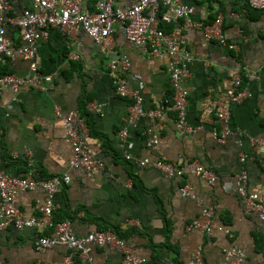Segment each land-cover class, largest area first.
Wrapping results in <instances>:
<instances>
[{"label": "crops", "instance_id": "obj_1", "mask_svg": "<svg viewBox=\"0 0 264 264\" xmlns=\"http://www.w3.org/2000/svg\"><path fill=\"white\" fill-rule=\"evenodd\" d=\"M133 1L114 0V5ZM184 1L196 5L190 16L193 26L183 19L158 26L191 51L186 115L201 130L181 135L177 112L168 109L166 100L170 97L172 102L173 86L168 71L171 58L164 49L157 56L148 55L124 37L117 23L112 49L131 65L127 73L122 69L114 73L109 55L82 28L71 34L52 28L37 44L36 62L53 83L43 81L45 89L0 87V168L18 177L48 178L67 172L74 149L61 113L75 110L88 129L84 147L98 152L104 167L69 172L71 181L56 194V217L71 219L79 235L123 231L126 246L143 258L139 264H224L225 251L232 247L246 251L245 264H264L262 221L247 213L236 181L247 170L249 192L264 199V146L257 142L264 139V9L252 8L248 0ZM81 4L85 11L96 9V0H81ZM29 5V0H12L10 13L20 14ZM214 15L222 19L228 42L238 49L205 38L203 27ZM7 32L14 54L3 57L0 66L7 64L13 73L24 76L30 61L17 51L23 42L22 29L15 26ZM238 63L243 86L252 95L238 104L217 105V112L228 111L225 121L210 109L232 85ZM118 74L127 75L133 88H141L144 106L161 110V115L154 120L133 117V99L115 90ZM226 127L231 134L225 135ZM155 136L157 149L149 146ZM158 158L178 163L183 173L165 176L152 165ZM143 161L148 163L141 165ZM194 161L213 169L219 179L209 183L197 175L189 166ZM187 182L196 198L180 192ZM44 197L41 189L27 190L18 194L16 205L26 216L39 215L37 203ZM207 205L213 206L216 220L226 224L230 233L215 231L207 237L200 229L188 228ZM44 231L11 224L0 229V264H65L72 252L68 246L56 244L41 251L36 245ZM90 255L92 264H128L114 244L95 245ZM74 264L90 263L77 258Z\"/></svg>", "mask_w": 264, "mask_h": 264}, {"label": "built area", "instance_id": "obj_2", "mask_svg": "<svg viewBox=\"0 0 264 264\" xmlns=\"http://www.w3.org/2000/svg\"><path fill=\"white\" fill-rule=\"evenodd\" d=\"M252 8L264 9V0H248ZM30 5L25 7L20 14L10 13L12 10V0H0V61L4 57H12L14 48L8 36V28L19 27L22 29V44L18 47V52L30 61V71L24 76L16 73L0 74V87L10 86L15 91L20 88L45 89L44 82L53 83L51 75H43L36 62L38 42L49 36L50 29L57 28L67 34L83 29L87 35L98 43L104 54L109 55L111 70L115 73L123 70L127 73L131 61L121 54L113 51L114 32L119 23L124 37L132 45L148 55L157 56L164 49L170 55L168 71L170 81L173 86L172 102L170 97L166 100L168 109L176 111L178 115V129L183 136L197 133L201 130L199 126H193L187 120V106L189 100L188 88L185 85L190 75L187 64L191 61V51L178 45L174 34H167L161 29L160 23H174L179 19L186 21L188 26H193L191 17L196 11V5L184 0H134L129 5L115 6L114 0H96L95 11H85L82 9L81 0H29ZM204 36L208 40L218 42L238 49V45L230 43L222 28V19L218 18L213 23L205 24L203 27ZM72 56L76 57V54ZM44 81V82H43ZM116 92L125 97L130 96L134 103L131 106L133 117L142 116L154 120L160 116L161 110L147 109L144 106L145 97L141 88H133L129 77L125 74H118L115 77ZM242 65L238 63L234 69L232 85L224 92V95L215 100L210 111H216L217 105L223 103L238 104L243 102L252 94L243 86ZM60 113V111H58ZM218 116L227 121L229 113L222 109L218 111ZM66 126V132L74 149V157L68 161L67 172L52 177H18L7 174L0 168V229L6 228L11 223L17 229L33 227L43 232L38 238L36 245L41 251L56 245L63 244L72 249L71 254L65 259V264H74V260L81 258L92 264L90 255L91 248L95 245L114 244V246L125 254V259L129 264H139L143 258L126 246L123 239L118 238L112 230H99L79 235L71 221H55L54 211L56 208V194L59 188L71 181L70 171L82 169L92 172L97 168H103L104 163L98 152L84 147L83 140L88 129L84 124L80 114L73 110L66 114L61 113ZM225 135L231 134L229 128H225ZM122 135L126 136L127 131L123 130ZM218 137V134L216 136ZM221 140L224 141L223 136ZM264 146V139L257 141ZM159 144L155 136L149 141L151 148L157 149ZM131 158L130 154H126ZM241 161L245 162L246 154L242 153ZM147 161L140 164L145 165ZM152 165L161 170L169 177L176 178L183 173V167L162 158L152 162ZM190 168L200 177L209 183H214L219 179L217 173L205 167L201 162L194 161ZM248 179L247 170H242L237 175V191L243 197L245 209L248 214L257 216L263 225L264 233V199L257 193L249 192L245 182ZM43 190L45 197L43 201L37 203L40 211L39 215L26 216L16 205V198L19 193L27 190ZM180 192L185 197L196 198L191 183L187 182L180 187ZM80 215H84L81 211ZM213 206H204L200 215L188 225L189 229H200L207 237L215 231L225 234L230 233L229 227L220 223L215 218ZM202 247L196 251V259L200 263L202 257ZM246 251L243 248L232 247L224 254V264H245Z\"/></svg>", "mask_w": 264, "mask_h": 264}, {"label": "trees", "instance_id": "obj_3", "mask_svg": "<svg viewBox=\"0 0 264 264\" xmlns=\"http://www.w3.org/2000/svg\"><path fill=\"white\" fill-rule=\"evenodd\" d=\"M216 17H217L216 15L210 16V18H211L210 19V21H211L210 23H213L216 20ZM160 25L164 26V25H167V24L160 23ZM7 66H8L7 64L4 65V66H0V74L13 73V71L11 69H8ZM135 181H136V179H135ZM54 219H55V221H63V220L69 219V218L68 217L67 218H63V219L58 218V217L55 216V211H54ZM113 230L117 234L118 238L125 240V237L127 236L126 233H123V231H120L119 229H113Z\"/></svg>", "mask_w": 264, "mask_h": 264}, {"label": "water", "instance_id": "obj_4", "mask_svg": "<svg viewBox=\"0 0 264 264\" xmlns=\"http://www.w3.org/2000/svg\"><path fill=\"white\" fill-rule=\"evenodd\" d=\"M12 226H14V223H11Z\"/></svg>", "mask_w": 264, "mask_h": 264}]
</instances>
